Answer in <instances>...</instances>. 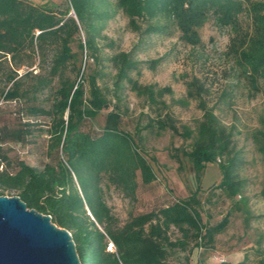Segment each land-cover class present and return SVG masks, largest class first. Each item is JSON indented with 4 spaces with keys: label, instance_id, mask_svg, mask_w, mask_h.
I'll return each mask as SVG.
<instances>
[{
    "label": "trees",
    "instance_id": "16d2710c",
    "mask_svg": "<svg viewBox=\"0 0 264 264\" xmlns=\"http://www.w3.org/2000/svg\"><path fill=\"white\" fill-rule=\"evenodd\" d=\"M65 2L64 10L54 11L25 0H0V74L4 80L0 100L21 103L18 122L11 127L0 125V196H17L27 209L48 215L57 227L67 229L82 264H169L175 251L189 252L213 245L227 229L229 217L215 226L204 225L197 193L159 210L131 216L123 226H118L110 215L101 195L100 184L105 177L132 201L136 200L138 174L146 185L156 180L140 146L121 130L123 115L114 100L128 86L139 96L146 95L151 103L157 94H171L172 89L156 91L152 85H139L132 77L144 67L156 69L162 61H138L136 56L143 50L139 49L143 43L125 52L109 41L105 48L118 51L104 58L101 41L109 40L104 31L119 13L142 39L171 37L179 32L180 40L191 46L201 43L199 30L213 19L220 27L234 32L230 53L241 76L258 92L264 84V0ZM244 14L251 18V32H243L241 27L240 17ZM75 42L85 53L86 64L90 57L98 65L107 61L116 71L112 76L114 89L98 83L100 79L104 84L110 76L100 71L89 78L86 91L84 69L77 66L78 55L72 49ZM36 55L39 71L30 70L19 76V69L33 66ZM70 71L75 78L69 75ZM187 88V97L197 101L203 112L189 159L198 175L208 164L220 161L222 181L217 189L234 200L247 188V181L241 176L246 164L244 154L235 148L232 129L216 114L218 103L209 107L205 101L206 90L200 80L193 78ZM52 90L54 94L47 106L38 103L40 95ZM110 108L100 134L83 131L86 120ZM156 122L159 130L178 133L169 117L160 116ZM43 133L48 138V148L60 153L66 166L58 161L56 166L46 165L37 171L23 161L10 160L4 152L3 145L9 142L25 145ZM254 141L264 152V122ZM80 177L90 183L93 196L79 187L76 180ZM260 197L264 200V189ZM172 230L181 237L172 239ZM109 243L115 252L107 250ZM257 264H264V257Z\"/></svg>",
    "mask_w": 264,
    "mask_h": 264
},
{
    "label": "rangeland",
    "instance_id": "374dc122",
    "mask_svg": "<svg viewBox=\"0 0 264 264\" xmlns=\"http://www.w3.org/2000/svg\"><path fill=\"white\" fill-rule=\"evenodd\" d=\"M25 1L54 11L64 10L66 6L65 0ZM128 22L119 13L107 24L104 35L109 40L101 41V55L107 58L118 49L128 52L135 45L143 43L139 48L143 50L136 56L138 61H162L156 69L144 67L140 74L133 73L132 77L141 86L152 85L156 91L170 87L172 93L162 96L157 94L155 102L151 103L146 95L139 96L128 86L122 89L119 99L114 100L123 115L121 130L129 133L140 146L156 180L146 185L138 174L136 200L132 201L105 177L100 184L101 195L110 215L118 226H123L131 216L159 210L171 202L197 193L201 201L203 224L215 226L229 217V225L217 236L213 245H203L189 252L175 251L169 257V264H222L220 259L225 261L223 264H239L243 261L246 264H257L264 257V200L260 197L264 189V152L255 144L254 135L263 128L264 84L257 92L241 76L230 53L235 34L230 28L217 25L213 19L199 30L201 43L197 46L180 40L179 32L171 37L151 36L142 39L139 33L129 28ZM240 24L243 32H251L252 21L248 15L240 17ZM81 38L84 40L83 33ZM109 41H113L118 49L112 51L105 48ZM72 49L78 55L77 66L84 69L86 91L89 78L98 75L100 71L110 76L105 79L104 84L100 79L98 83L114 89L112 76L116 71L107 61L98 65L89 57L86 64L85 53L82 54L78 42L72 45ZM34 60L33 66L22 67L18 70V75L30 70L38 72L39 57L36 55ZM69 75L72 78L76 76L72 71ZM195 77L205 87L204 99L209 107L218 103L216 114L232 129L235 148L242 151L246 159L241 176L247 181V188L234 200L228 199L217 189L222 181L220 161L208 164L201 175H198L189 159L196 136V125L203 117L198 102L187 97V83ZM3 86L4 80L0 74V89ZM53 94L54 90L43 93L38 97V103L47 106L48 99L51 100ZM112 95L113 92L111 97ZM20 107L19 102L0 100V125H15ZM111 110L112 108L103 110L95 118L86 120L83 131L93 135L100 134ZM159 115L164 119H172L178 133L169 129L159 130L156 122ZM151 124L154 128H148ZM3 149L10 160L23 161L37 171H42L46 165L56 166L58 161H65L60 153L48 148V138L44 133L31 139V143L19 145L9 142L3 145ZM64 165L66 166L65 163ZM76 182L93 196L94 192L87 180L80 177ZM170 236L177 239L181 234L172 230ZM107 250L115 252L111 243Z\"/></svg>",
    "mask_w": 264,
    "mask_h": 264
},
{
    "label": "water",
    "instance_id": "95a60500",
    "mask_svg": "<svg viewBox=\"0 0 264 264\" xmlns=\"http://www.w3.org/2000/svg\"><path fill=\"white\" fill-rule=\"evenodd\" d=\"M0 264H82L71 233L17 196H0Z\"/></svg>",
    "mask_w": 264,
    "mask_h": 264
},
{
    "label": "built area",
    "instance_id": "2783aa9c",
    "mask_svg": "<svg viewBox=\"0 0 264 264\" xmlns=\"http://www.w3.org/2000/svg\"><path fill=\"white\" fill-rule=\"evenodd\" d=\"M216 259H218V258H216ZM220 263H225V261L223 260V259H220V261H219Z\"/></svg>",
    "mask_w": 264,
    "mask_h": 264
}]
</instances>
